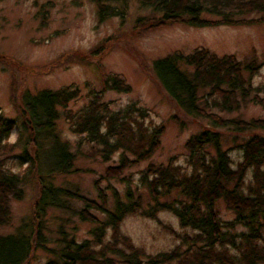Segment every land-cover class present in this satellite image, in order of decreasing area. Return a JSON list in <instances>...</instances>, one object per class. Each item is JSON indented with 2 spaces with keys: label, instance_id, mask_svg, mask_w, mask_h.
I'll return each mask as SVG.
<instances>
[{
  "label": "trees",
  "instance_id": "trees-1",
  "mask_svg": "<svg viewBox=\"0 0 264 264\" xmlns=\"http://www.w3.org/2000/svg\"><path fill=\"white\" fill-rule=\"evenodd\" d=\"M90 1L95 3L97 19L102 22L122 16L129 0ZM137 2L159 14L139 18L145 20L139 23L147 24L148 29L173 22L199 27L242 24L250 22L247 16L254 12L261 13L259 19L264 20V0ZM204 14L216 18H207ZM106 49L105 44L96 55L102 56ZM181 53L176 50L152 60L154 74L178 106L208 118L212 124L185 142L189 151V171L175 165L173 160L146 165L140 177L150 199L146 206L142 205L140 195L134 196V192L128 190L126 201L115 198L113 206L109 207L99 185L100 179L94 184L100 192L101 203L74 193L70 187L55 185L56 173L76 171L72 168L75 153L56 133L55 125L60 117L59 109L76 99L79 89L70 85L35 91L23 89L18 109L19 127L27 134L19 162L26 163L28 170L35 169L40 187L31 218L14 232L0 233V264H24L32 253L34 256L36 249L47 255L42 264H264V118L227 119L205 109L210 105L231 112L247 101L264 107V84L255 86L251 82L259 63L254 59L242 62L232 54L218 56L203 46L186 55ZM0 58L18 68L23 67L21 61L11 55L0 52ZM105 85L116 91L130 88L119 75L108 76ZM205 88L209 91L200 96ZM100 97L98 94L94 102L77 112L66 111L64 117L73 132L85 134L84 141L94 149L91 153H101L107 160L112 153L123 151L120 161L107 166L105 175L100 176L119 178L129 165L150 158L159 144L157 132L162 129L149 131L138 121L144 112L134 104L113 111L109 103L99 102ZM16 126L15 119L0 116V228L10 220V200L23 196V175L6 166L8 157L5 154L14 147L13 142H8V136ZM224 126L237 132H262L239 144L242 158L235 168L231 166L230 148H221L219 132L213 129ZM208 144L216 148L214 154L205 149ZM28 146L32 148L29 155ZM70 199L79 200L81 206L72 208L73 200ZM220 200L234 213L233 220L221 221L215 208ZM50 208L70 211L80 221L92 223L90 236L82 239L75 236V227L68 225V219L65 225L61 221L54 229L53 245L47 243L35 222L42 223V217ZM98 209L105 213L103 219L92 212ZM160 211L171 212L179 225L191 233L185 232L174 248L144 257L143 249L121 232V223L127 215L135 213L156 219ZM238 226L241 229H237Z\"/></svg>",
  "mask_w": 264,
  "mask_h": 264
},
{
  "label": "rangeland",
  "instance_id": "rangeland-1",
  "mask_svg": "<svg viewBox=\"0 0 264 264\" xmlns=\"http://www.w3.org/2000/svg\"><path fill=\"white\" fill-rule=\"evenodd\" d=\"M96 9L95 3L90 0H0V52L13 56L23 64V67L18 68L0 58V116L15 119L17 123L8 136V142H13L14 147L5 154L8 157L6 166L23 175V196L21 199L10 200V220L0 228V233L14 232L21 223L31 218L40 187L35 169L28 170L26 163L19 162L27 134L19 127L21 118L18 109L23 89H58L67 85L79 89L78 97L59 109L60 117L55 125L56 133L75 153L72 168L76 171L69 174L56 173L53 183L70 187L74 193L101 203L100 192L94 184L96 179H100L101 190L106 195L109 207H112L115 198L127 200L128 190L133 191L134 196L140 195L142 205L146 206L150 199L140 177L150 163L173 160L175 165L189 171V151L185 142L212 124L208 118L189 113L176 104L157 80L152 60L173 54L176 50L186 55L196 47L203 46L218 56L232 54L242 62L254 59L259 63V68L251 82L255 86L264 84V20L259 19L261 13H250L247 18L251 21L242 24L199 27L185 22H173L148 29L147 24L139 23L145 20L139 18L159 14L152 12L149 7H141L137 0L128 1L122 16H114L102 22L97 19ZM105 44L107 49L98 57L96 53ZM112 75L123 77L130 88L126 91L108 89L105 79ZM208 91V88L202 89L200 96ZM98 94H101L99 102L109 103L108 107L113 111L134 104L135 108L137 106L144 112L138 121H142L149 131L162 129L157 132L159 144L150 158L129 165L119 178L106 179L100 176L105 175L107 166L120 161L123 151L112 153L107 160H104L101 153H91L94 149L84 141L85 134L73 132L64 117L66 111L77 112L91 101L94 102ZM198 101L201 106H205L203 101ZM205 109L227 119L264 118V107L249 101L231 112L210 105ZM213 129L219 132L221 148H230L233 168L242 158L239 144L255 133H262L257 130L237 132L225 126ZM205 149L214 154L216 148L208 144ZM26 151L29 155L32 148L28 146ZM127 155L132 157L130 153ZM250 174L251 170L249 177ZM69 201H72V208L82 204L79 200ZM215 208L221 221L234 219V213L222 200L215 203ZM92 212L100 219L105 217L101 209ZM156 215L157 218L152 219L138 213L129 214L121 223V232L130 237L134 245L143 249L144 257L174 248L185 232L191 233L179 225L178 219L171 212L160 211ZM68 219V225L75 227V236L79 239L90 236L93 224L80 221L66 210L47 209L41 219L43 222H35V225L39 231L42 230L46 242L53 245L56 237L54 229L61 221L65 225ZM46 260V253L36 249L34 256L32 253L24 264H42Z\"/></svg>",
  "mask_w": 264,
  "mask_h": 264
}]
</instances>
